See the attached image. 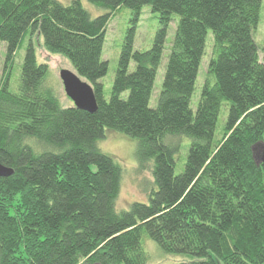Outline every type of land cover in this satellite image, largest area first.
Listing matches in <instances>:
<instances>
[{"label": "trees", "instance_id": "16d2710c", "mask_svg": "<svg viewBox=\"0 0 264 264\" xmlns=\"http://www.w3.org/2000/svg\"><path fill=\"white\" fill-rule=\"evenodd\" d=\"M0 0V45L10 69L29 44L17 92L0 90V264H147V235L180 264H264V63L254 34L263 0ZM158 14L152 48H133L143 8ZM129 9L110 97L102 80L106 32ZM178 24L156 108L150 107L168 29ZM214 55L191 108L207 38ZM62 55L94 90L95 114L63 109L46 85L32 38ZM134 64V70H131ZM227 111L215 140L221 108ZM108 132L137 140L139 170L154 177L148 202L118 210L123 171L98 143ZM190 140L181 174L176 156Z\"/></svg>", "mask_w": 264, "mask_h": 264}, {"label": "rangeland", "instance_id": "374dc122", "mask_svg": "<svg viewBox=\"0 0 264 264\" xmlns=\"http://www.w3.org/2000/svg\"><path fill=\"white\" fill-rule=\"evenodd\" d=\"M63 4H70L73 0H59ZM84 7L90 12L92 17L96 18L104 14V10L90 4L87 0H81ZM132 14L129 9L122 8L117 11L115 17L110 21L106 32V43L103 52V60L109 63V72L102 80L105 86L107 99L110 97V91L115 79L116 69L120 54L123 48L124 38L131 25ZM178 24V16H174V22L168 29V37L165 44L163 59L159 67L154 84V90L150 102L151 108H156L158 99L163 88L164 74L168 56L171 51V43L174 39ZM159 30L158 14L152 12L151 7L143 8L141 19L136 28L133 48L135 51H148L152 48L156 33ZM254 39L259 47L260 60L264 63V0L262 2L261 21L255 31ZM36 50L37 61L40 65H46L48 75L45 82L46 87L53 92L60 103L61 108L68 109L74 106L73 102L67 97L63 84L60 79V72L68 70L74 72L71 63L62 55L52 53L44 47L43 40L38 35L33 38ZM30 39L23 41L20 49L10 69H6V44L0 45V90L9 77L10 90L17 92L19 86L20 74ZM214 55V43L212 33L207 38L205 56L201 62L199 76L195 93L191 99V108L196 111L199 104L202 90L208 76V65ZM134 64H131V70H134ZM227 120V111L225 107L221 108L218 119L215 140L221 138ZM190 140L184 138V142L179 153L176 156V174L179 175L184 170V165L188 156V147ZM100 150L112 157L123 171L121 190L117 200L118 210H129L135 202L147 203L152 187L154 186V177L149 170L140 171L136 160L137 140L119 132H108L104 139L98 143ZM256 161L261 163L264 160V147L256 151ZM142 244L148 256L147 264H180L193 261V257L187 255H168L153 242L147 235H143Z\"/></svg>", "mask_w": 264, "mask_h": 264}, {"label": "water", "instance_id": "95a60500", "mask_svg": "<svg viewBox=\"0 0 264 264\" xmlns=\"http://www.w3.org/2000/svg\"><path fill=\"white\" fill-rule=\"evenodd\" d=\"M60 79L67 97L73 102L75 108L91 114L97 112V100L91 85L84 81L75 71L62 70L60 72ZM263 147L261 144L253 147L255 160L257 156L256 151ZM12 175L13 170L0 164V178H8Z\"/></svg>", "mask_w": 264, "mask_h": 264}]
</instances>
